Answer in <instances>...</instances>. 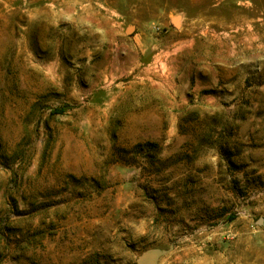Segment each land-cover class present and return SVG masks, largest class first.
Masks as SVG:
<instances>
[{"label": "rangeland", "instance_id": "rangeland-1", "mask_svg": "<svg viewBox=\"0 0 264 264\" xmlns=\"http://www.w3.org/2000/svg\"><path fill=\"white\" fill-rule=\"evenodd\" d=\"M151 249L264 264V0H0V264Z\"/></svg>", "mask_w": 264, "mask_h": 264}, {"label": "water", "instance_id": "water-1", "mask_svg": "<svg viewBox=\"0 0 264 264\" xmlns=\"http://www.w3.org/2000/svg\"><path fill=\"white\" fill-rule=\"evenodd\" d=\"M174 24L177 26L179 24L178 20L174 21ZM133 31V29H130V32ZM260 224L263 223V220L261 219ZM171 250H160V249H151L143 253L139 258L137 263L138 264H159L160 260L167 256Z\"/></svg>", "mask_w": 264, "mask_h": 264}, {"label": "trees", "instance_id": "trees-1", "mask_svg": "<svg viewBox=\"0 0 264 264\" xmlns=\"http://www.w3.org/2000/svg\"><path fill=\"white\" fill-rule=\"evenodd\" d=\"M65 113V109L64 110H58L55 112V114H64ZM148 146L154 147V148H158L157 145H153V144H149Z\"/></svg>", "mask_w": 264, "mask_h": 264}]
</instances>
